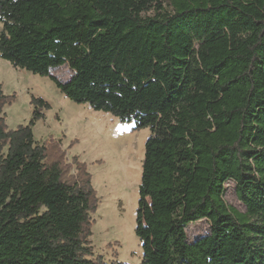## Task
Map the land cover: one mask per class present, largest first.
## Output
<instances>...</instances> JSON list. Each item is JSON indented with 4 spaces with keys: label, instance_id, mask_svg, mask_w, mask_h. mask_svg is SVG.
I'll return each mask as SVG.
<instances>
[{
    "label": "trees",
    "instance_id": "obj_1",
    "mask_svg": "<svg viewBox=\"0 0 264 264\" xmlns=\"http://www.w3.org/2000/svg\"><path fill=\"white\" fill-rule=\"evenodd\" d=\"M0 23V59L149 130L140 264H264V0H0ZM65 65L67 81L50 75ZM11 100L0 86V264H124L93 257L86 164L67 176L60 143L34 140L49 104L32 98L8 131ZM229 181L244 213L223 200ZM200 220L210 233L189 243Z\"/></svg>",
    "mask_w": 264,
    "mask_h": 264
},
{
    "label": "rangeland",
    "instance_id": "obj_2",
    "mask_svg": "<svg viewBox=\"0 0 264 264\" xmlns=\"http://www.w3.org/2000/svg\"><path fill=\"white\" fill-rule=\"evenodd\" d=\"M165 8L169 10L166 5ZM2 25L0 23V31ZM73 72L68 66L50 71L60 82ZM0 86L5 97L12 98L3 107L4 124L8 131L26 126L33 112L32 98H41L50 106L42 110L43 119L33 127L34 140L60 143L67 176L75 175L73 158L86 164L99 198L91 214V243L93 257L105 262L140 264L142 250L134 233L138 187L144 143L148 129L133 130V124L120 123L110 114L92 110L87 104H76L66 98L47 77L14 69L0 59ZM71 142H73L70 148ZM223 200L238 213L244 205L237 199L235 183L225 184ZM189 243L210 233V223L200 220L187 229Z\"/></svg>",
    "mask_w": 264,
    "mask_h": 264
},
{
    "label": "crops",
    "instance_id": "obj_3",
    "mask_svg": "<svg viewBox=\"0 0 264 264\" xmlns=\"http://www.w3.org/2000/svg\"><path fill=\"white\" fill-rule=\"evenodd\" d=\"M90 174V173H89ZM91 175V174H90ZM91 184H92V187H93V189L95 190V188H94V185H93V182H92V176H91ZM95 192H96V190H95ZM97 193V192H96Z\"/></svg>",
    "mask_w": 264,
    "mask_h": 264
}]
</instances>
